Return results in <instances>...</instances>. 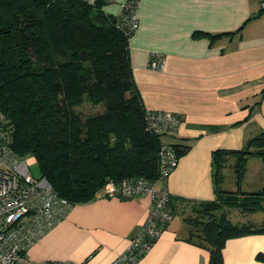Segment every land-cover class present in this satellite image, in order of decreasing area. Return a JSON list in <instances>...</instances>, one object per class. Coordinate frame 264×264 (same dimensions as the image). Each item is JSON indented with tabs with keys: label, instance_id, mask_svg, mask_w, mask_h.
<instances>
[{
	"label": "crops",
	"instance_id": "0c3cea01",
	"mask_svg": "<svg viewBox=\"0 0 264 264\" xmlns=\"http://www.w3.org/2000/svg\"><path fill=\"white\" fill-rule=\"evenodd\" d=\"M125 1L112 0L103 9L117 15ZM136 1L138 27L128 39L132 77L145 109L179 115L177 133L162 141L184 150L165 181L181 221L174 214L135 264H211L207 248L188 239L184 218L192 203L214 198L212 152L240 149L264 132V11L258 0ZM159 55L163 69H154L150 61ZM234 163L228 156L224 164L222 187L228 190L237 189ZM250 166L258 189L264 188V157H249L244 176ZM249 183L242 177L240 188L251 190ZM100 192L72 204L27 249L28 261L110 264L123 252L148 218L150 199ZM251 214L264 219V203ZM220 264H264V233L227 239Z\"/></svg>",
	"mask_w": 264,
	"mask_h": 264
},
{
	"label": "trees",
	"instance_id": "16d2710c",
	"mask_svg": "<svg viewBox=\"0 0 264 264\" xmlns=\"http://www.w3.org/2000/svg\"><path fill=\"white\" fill-rule=\"evenodd\" d=\"M112 0H0V110L11 126L10 146L34 156L41 175L71 204L93 199L108 179L157 177L161 135L146 128L133 80L124 13ZM90 112L82 113L81 106ZM98 106V107H96ZM177 157L184 149L175 145ZM184 145L183 148H186ZM235 157L237 189H221V169ZM264 157V132L240 149H215L214 198L192 203L188 239L222 262L229 238L264 233V219L232 221L227 210L262 209L264 188L242 190L246 160ZM169 207L180 211L170 196Z\"/></svg>",
	"mask_w": 264,
	"mask_h": 264
},
{
	"label": "built area",
	"instance_id": "2783aa9c",
	"mask_svg": "<svg viewBox=\"0 0 264 264\" xmlns=\"http://www.w3.org/2000/svg\"><path fill=\"white\" fill-rule=\"evenodd\" d=\"M258 2L261 11H264V0ZM136 5V0H126L121 5L124 25L133 32L138 27ZM150 66L163 69V57L153 58ZM180 123L181 118L175 113L145 110L146 128L161 137L175 135ZM10 131L11 126L0 110V264H37L28 261L27 249L58 223L72 204L52 188L46 177L32 175L30 166L35 163V158L31 155L19 156L12 150ZM177 162L175 145L162 141L157 154L158 173L155 179H108L102 185L100 193L105 197L145 194L150 199L149 215L141 230L110 264H135L173 219L165 181Z\"/></svg>",
	"mask_w": 264,
	"mask_h": 264
},
{
	"label": "rangeland",
	"instance_id": "374dc122",
	"mask_svg": "<svg viewBox=\"0 0 264 264\" xmlns=\"http://www.w3.org/2000/svg\"><path fill=\"white\" fill-rule=\"evenodd\" d=\"M96 107H98V106H96ZM81 111H82V113H87V112H90V107H89V105H86V104H84V105H82L81 106ZM164 137V136H163ZM253 169H255V167L253 166H250L249 168H248V170H247V173L245 174V176L243 175V177H244V179H245V181H250V183L248 184V186H250V188H252L251 190H253V189H255L256 190V187H257V189H258V186L256 185L258 182V180L253 176V175H251V173H250V171L251 170H253ZM30 170H31V173H32V175L34 176V177H38V176H40L41 175V171H40V168H39V165H38V163H33L31 166H30ZM220 175H222L223 177V179H222V181H221V184H220V186H221V189H223V190H228L227 188H223L222 187V183H223V181H224V179H225V177H227L228 175H226V173L224 172V167L221 169V172H220ZM248 178V179H247ZM229 179V178H228ZM189 208H190V206H189ZM188 211H190V209H188ZM227 212H228V216H229V218L232 220V221H234V222H236V221H238V220H247V219H250V217L252 218L253 217V215L251 214V213H247V214H244V213H240L237 209H233V208H230V209H228L227 210ZM182 213L180 212V211H178V212H176L175 213V221H181V218H182V215H181Z\"/></svg>",
	"mask_w": 264,
	"mask_h": 264
}]
</instances>
